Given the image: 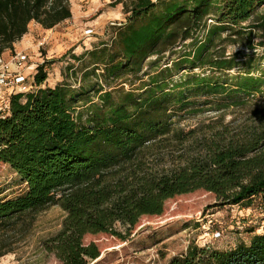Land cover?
Segmentation results:
<instances>
[{
  "label": "trees",
  "instance_id": "1",
  "mask_svg": "<svg viewBox=\"0 0 264 264\" xmlns=\"http://www.w3.org/2000/svg\"><path fill=\"white\" fill-rule=\"evenodd\" d=\"M115 3L123 4L126 21L112 24L110 41L85 54L93 68L81 81L127 75L131 88L38 87L11 95L0 116V162L25 184L0 200V257L11 251L16 225L53 204L65 217L44 247L60 264H89L102 241L124 239L117 224L129 233L175 198L193 197L203 210L255 198L264 206V101L252 102L264 96V0ZM71 16L69 0H0V56L14 51L31 22L51 29ZM229 45L247 52L227 54ZM179 46L161 65L160 57ZM45 68L37 66L34 85L46 80ZM234 68L238 74L225 78ZM194 69L211 74L173 79ZM90 91L96 98L79 104ZM229 109L246 115L236 125L220 118L199 137L176 126L186 115ZM152 149L176 150L178 162L154 170ZM168 264H264V233L227 250L190 245Z\"/></svg>",
  "mask_w": 264,
  "mask_h": 264
},
{
  "label": "rangeland",
  "instance_id": "2",
  "mask_svg": "<svg viewBox=\"0 0 264 264\" xmlns=\"http://www.w3.org/2000/svg\"><path fill=\"white\" fill-rule=\"evenodd\" d=\"M69 3L72 12L69 19L50 30L31 22L27 34L14 46V51H5L2 58L8 59L16 52L27 54L28 63L34 67V70L29 71L31 83L37 66L46 65L47 78L39 86L34 85L33 91L38 87H54L64 82L77 90L81 84L90 85L93 89L102 83L103 88H113L116 85L124 86L125 89L131 88L128 80L132 77L127 75L109 78L107 82L90 75L85 82L81 81L82 73L93 68L89 66L85 54L101 40L110 41L112 24L119 25L126 21L123 4L115 3V0H69ZM87 29L92 32L87 34ZM254 40L259 39L256 37ZM180 48L181 46L175 48L174 53L167 52L161 56L160 64L176 58V52ZM238 49L243 53L247 52L239 45H229L227 54ZM261 52L262 49L257 50V54ZM155 58L152 56L147 60L149 62ZM239 71L240 69L234 68L224 76L231 79ZM187 73L211 74L210 70H182L173 79L179 81ZM134 82L136 85L139 81ZM8 96V91L0 90V116L8 113V109L4 107ZM88 98H96L93 91L83 95L78 103L82 104ZM263 101L264 96L261 94L252 98V102L258 105L263 104ZM245 115V109H229L222 113L206 111L186 115L178 120L176 126L185 132L192 131L194 137H199L206 131V125L220 118L225 124L236 125ZM171 151L164 150L162 155L152 149L153 154L148 153L147 160H150L154 170L167 169L178 162V151ZM24 189L25 184L21 183L19 177L8 165L0 162V200L13 197ZM201 204L193 197H179L166 204L164 214L140 218L129 233L125 226L117 224L124 239L102 241L100 256L89 264H168L174 256L185 253L190 245L227 250L240 243H249L254 234L264 233V206L259 198L239 205L214 206L205 210ZM64 217L65 211L59 205L53 204L24 218L8 234L13 240L11 251L0 257V264H60L56 256L45 249L44 241L61 229Z\"/></svg>",
  "mask_w": 264,
  "mask_h": 264
},
{
  "label": "built area",
  "instance_id": "3",
  "mask_svg": "<svg viewBox=\"0 0 264 264\" xmlns=\"http://www.w3.org/2000/svg\"><path fill=\"white\" fill-rule=\"evenodd\" d=\"M90 34L92 30L85 31ZM0 56V90L9 92L4 107L9 108V98L11 95L27 93L34 89V83L29 82L33 64L28 63V55L23 52H16L8 59Z\"/></svg>",
  "mask_w": 264,
  "mask_h": 264
},
{
  "label": "crops",
  "instance_id": "4",
  "mask_svg": "<svg viewBox=\"0 0 264 264\" xmlns=\"http://www.w3.org/2000/svg\"><path fill=\"white\" fill-rule=\"evenodd\" d=\"M63 22H64V21H63ZM63 22H61V23H63ZM61 23H59V24H61ZM59 24H58V25H59ZM53 28H54V27H53ZM53 28H51V29H53ZM49 30H50V29H49ZM18 42H19V41H18ZM18 42H17V43H18ZM17 43L15 44V46L17 45Z\"/></svg>",
  "mask_w": 264,
  "mask_h": 264
}]
</instances>
